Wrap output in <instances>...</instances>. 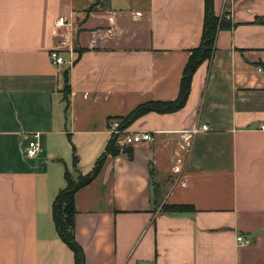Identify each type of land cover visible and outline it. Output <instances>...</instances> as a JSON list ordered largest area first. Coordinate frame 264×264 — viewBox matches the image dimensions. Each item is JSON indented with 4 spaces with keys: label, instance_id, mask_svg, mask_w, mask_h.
I'll use <instances>...</instances> for the list:
<instances>
[{
    "label": "crops",
    "instance_id": "obj_1",
    "mask_svg": "<svg viewBox=\"0 0 264 264\" xmlns=\"http://www.w3.org/2000/svg\"><path fill=\"white\" fill-rule=\"evenodd\" d=\"M213 12L231 19L185 106L134 122L153 141L116 143L74 194L84 264H264V0H213ZM203 23L204 0H0V264H74L52 219L65 173L92 171L109 120L176 100Z\"/></svg>",
    "mask_w": 264,
    "mask_h": 264
},
{
    "label": "trees",
    "instance_id": "obj_2",
    "mask_svg": "<svg viewBox=\"0 0 264 264\" xmlns=\"http://www.w3.org/2000/svg\"><path fill=\"white\" fill-rule=\"evenodd\" d=\"M264 23V21H259ZM226 28V21L216 17L213 12V0H204V23L200 45L190 51L189 59L182 71L179 92L176 100L172 102H147L137 106L121 121L120 129H128L134 122L149 113L172 114L180 111L186 104L191 89L192 77L198 68L205 62H209L213 56L214 44L217 33ZM63 99L66 104L65 113L69 108L70 87L67 70L62 72ZM117 139L111 138L104 154L97 160L92 171L85 175H78L72 179L68 172L65 173V187L60 190L52 205V219L60 240L73 253L74 264H84L82 249L75 239V207L74 194L87 186L98 174L103 160L110 155L115 157L119 154L116 146ZM77 162L74 157V163ZM152 171V170H151ZM161 212L168 215L191 214L194 212L191 206H166L161 207Z\"/></svg>",
    "mask_w": 264,
    "mask_h": 264
},
{
    "label": "built area",
    "instance_id": "obj_3",
    "mask_svg": "<svg viewBox=\"0 0 264 264\" xmlns=\"http://www.w3.org/2000/svg\"><path fill=\"white\" fill-rule=\"evenodd\" d=\"M222 19L225 21H230V16H224ZM63 19H59L57 24H62ZM49 59L52 65L56 67L58 72L60 71V67L64 65V60L59 54V49H55L50 51ZM71 63H69L70 65ZM121 121L119 119H111L108 121V132L111 138H116L118 145L122 147H130L133 145L141 144V143H151L153 141L152 135L150 133H131L127 129L121 130L120 129ZM259 129L264 131V120L259 125ZM202 131L207 130L206 126L201 127ZM40 151V146L38 144V136L33 135L31 140L28 143V147L26 149V156L28 158H34L37 153ZM237 242L245 245L248 244L242 237L237 238Z\"/></svg>",
    "mask_w": 264,
    "mask_h": 264
}]
</instances>
